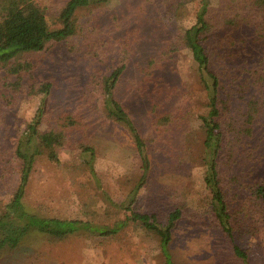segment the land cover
I'll return each instance as SVG.
<instances>
[{
	"label": "rangeland",
	"instance_id": "1",
	"mask_svg": "<svg viewBox=\"0 0 264 264\" xmlns=\"http://www.w3.org/2000/svg\"><path fill=\"white\" fill-rule=\"evenodd\" d=\"M46 10L49 26L61 25L59 14L67 0H36ZM229 0H211L221 13ZM199 2L178 13L161 9L155 0H111L77 14L80 32L36 53L22 55L34 69L32 83L48 81L40 128L58 127L60 117L76 120L65 127L68 140L59 152L61 164L41 156L32 174L28 198L38 210L67 218L93 219L113 224L124 219L120 204L142 170L130 132L108 118L102 109L105 81L122 60L127 63L115 96L139 128L150 160L145 185L133 205L136 211L165 216L181 207L173 256L179 264H236V254L225 241L214 212L215 193L206 182L205 129L208 93L199 65L183 40L195 24ZM254 26L242 24L226 41L227 53L215 69L226 77L231 97V126L218 157L226 198L232 212L237 243L251 264H264V222L252 193L264 184V94L252 132L246 131L252 90L239 89L236 69L249 70L264 59V37ZM215 38L213 35L212 39ZM232 42V43H231ZM152 62V64H151ZM248 69V70H247ZM14 103L0 100V159L12 153L15 140L35 117L42 93H31L29 77ZM264 83V80L262 81ZM62 122V121H61ZM96 150L94 177L83 146ZM0 161V202H8L18 183V168ZM0 264H165L157 240L138 226L115 237L76 235L64 241L30 237L20 248L0 252Z\"/></svg>",
	"mask_w": 264,
	"mask_h": 264
},
{
	"label": "trees",
	"instance_id": "2",
	"mask_svg": "<svg viewBox=\"0 0 264 264\" xmlns=\"http://www.w3.org/2000/svg\"><path fill=\"white\" fill-rule=\"evenodd\" d=\"M111 0H67L62 7L57 28L49 26L46 10L36 0H0V100L6 105L14 103L17 95L30 80V92L42 93L41 104L35 117L15 140L9 158H1L3 163L14 164L18 168V183L6 203L0 202V252L20 248L29 238L43 236L53 242L64 241L76 235L115 237L131 226L154 237L160 247L165 264H179L173 256L175 232L182 219L183 210L176 207L165 216L157 212L136 211L133 208L139 191L147 181L150 160L145 140L132 119L125 105L115 96V89L127 63L122 60L113 69L105 81V91L101 100L104 114L125 127L133 137L141 161L142 173L129 194L128 201L119 206L125 209L124 219H117L113 224L82 218H67L41 212L31 204L28 192L32 174L41 156L61 164L59 152L68 140L65 127L76 122L71 114L60 117L58 127L49 130L40 128L46 110L47 98L52 90V83L34 79V66L27 59L26 53L41 52L56 42L67 41L80 32L77 14L93 6H102ZM199 2L197 20L183 34V40L194 55L199 65L201 81L208 93L207 114L202 115L205 129V159L207 161L206 182L215 193L214 212L216 219L224 231L225 241L230 244L236 254V264H251L249 255L236 241L232 212L226 198L219 170L218 157L226 140L225 125L231 126L230 101L227 92L226 77L215 69L217 61L227 53H233L224 47L226 41L233 40L232 32L242 24L254 26V31L264 37V0H229L221 13L210 8L211 0H155L156 4L168 11L178 13L185 5ZM213 35L215 38L212 39ZM232 43V42H231ZM218 59V60H217ZM152 64V62H151ZM234 82L239 89L252 90V98L248 101L246 131L251 134L254 120L260 111V100L256 97L264 94V59L250 69L249 75L239 74ZM248 70V69H247ZM62 121V122H61ZM88 156L90 173L96 176L93 165L96 150L92 146H83ZM252 193L261 209V221L264 222V184L256 185ZM223 264V262L221 263ZM226 264V263H225Z\"/></svg>",
	"mask_w": 264,
	"mask_h": 264
}]
</instances>
